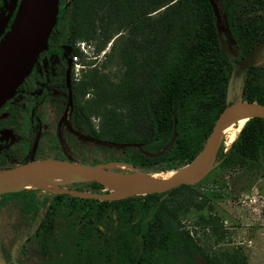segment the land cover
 <instances>
[{
	"label": "trees",
	"instance_id": "1",
	"mask_svg": "<svg viewBox=\"0 0 264 264\" xmlns=\"http://www.w3.org/2000/svg\"><path fill=\"white\" fill-rule=\"evenodd\" d=\"M216 2L218 17L209 0H60L56 17L63 22L70 15L73 40L82 36L95 40L99 51L117 34L109 55L119 58L118 78L109 81L108 86L102 85L96 66L77 78L73 95L75 127L97 138L139 144L150 152L161 149L175 130L171 144L158 155L144 154L135 146L106 147L85 140L86 148L93 152L90 160L85 157V162L121 160L150 173H166L192 160L225 105L231 69L264 40V0ZM247 9L252 12L246 13ZM62 22L54 23L47 39L63 33L67 27ZM219 23L226 30L219 29ZM123 30L126 32L122 33ZM257 74L255 64L242 70L240 95L242 99L264 103V83L256 80ZM88 92L107 100L102 102L105 116L96 127L90 119V104L85 97ZM217 158L228 165L260 162L264 169V117L246 118L226 149L220 143ZM73 182L84 188H69L79 191L110 190L97 180ZM194 185L181 183L165 191L112 199L69 193L57 197L72 200L75 210L85 201H97V208L107 215L137 216L138 224H150L151 229L140 230L153 232L152 237L138 240L137 248H168L170 259L181 254L188 258V250L192 249L207 264H248L242 252L239 256L236 252L225 257L209 255L181 224L186 205L198 209L204 206ZM220 220L218 215L198 213L192 225L212 227ZM68 230H73L77 237L72 246L80 248L82 227L73 225ZM179 249L182 253L178 254Z\"/></svg>",
	"mask_w": 264,
	"mask_h": 264
},
{
	"label": "flooded vegetation",
	"instance_id": "2",
	"mask_svg": "<svg viewBox=\"0 0 264 264\" xmlns=\"http://www.w3.org/2000/svg\"><path fill=\"white\" fill-rule=\"evenodd\" d=\"M19 1L0 0V40ZM74 48L66 28L47 39V47L0 105V167L47 157L85 162V140L75 131L83 132L73 121ZM62 186L84 188L75 182ZM65 193L38 186L0 193V264H199L202 255L192 249L188 258L170 259L168 248H137L138 240L152 237L153 232L140 230L151 229L150 224H138L137 216L107 215L97 201L75 210L72 200L58 199ZM73 225L83 230L80 248L72 246L77 237L68 229Z\"/></svg>",
	"mask_w": 264,
	"mask_h": 264
},
{
	"label": "water",
	"instance_id": "3",
	"mask_svg": "<svg viewBox=\"0 0 264 264\" xmlns=\"http://www.w3.org/2000/svg\"><path fill=\"white\" fill-rule=\"evenodd\" d=\"M209 2L214 14L218 17L219 7L216 0H209ZM57 10L58 0L19 1L13 21L8 31L0 40V105L12 95L17 85L29 72L37 54L47 47V37L55 23ZM218 28L225 29L221 23L218 24ZM229 41L233 43L231 37H229ZM263 49L264 40H261L235 63L227 80L224 107L218 113L209 134L192 160L181 167L174 168L179 169V173L170 176L155 175L121 160L87 163L64 158L47 157L0 167V193L21 189L26 180L44 178L47 172L79 176L59 182L45 180L47 185L53 186L56 191H65L82 197L103 199L160 192L181 183L193 184L197 182L219 162L217 151L221 143L222 129L227 121L239 118L240 116L245 117V119L251 116L264 117V103L242 99L240 95L242 70L248 65L253 64ZM237 77L239 78V87L237 95L234 96ZM75 132L81 139L101 146L115 148L135 146L147 155L160 154L171 144L175 135L173 128L169 140L162 148L158 151L150 152L139 144L114 142L81 132ZM110 164H122L124 167H117L118 165L112 166ZM124 168H128V170H123ZM84 180H97L110 190L100 193L79 191L62 186L73 181ZM38 187L43 186L40 185ZM198 262L199 264H207L202 257L199 258Z\"/></svg>",
	"mask_w": 264,
	"mask_h": 264
},
{
	"label": "rangeland",
	"instance_id": "4",
	"mask_svg": "<svg viewBox=\"0 0 264 264\" xmlns=\"http://www.w3.org/2000/svg\"><path fill=\"white\" fill-rule=\"evenodd\" d=\"M247 10L249 11L246 13L252 12L250 9ZM64 22L67 27V33L71 34L72 31L69 25L70 15L67 14ZM125 32L126 30L122 31V33ZM116 37L117 34H114L99 51H96L95 40L85 38V36L76 38L74 43L83 41L88 46L85 55H79L80 61L83 62V67L77 71L75 77L79 78L89 67L96 66L102 77L100 82L102 85L108 86L109 81H116L120 73V65L118 64L119 58L117 59L115 55L110 56V50L113 52L111 43ZM253 64H255L258 69L256 80L260 83H264V49ZM235 86L234 96L237 95L239 87L238 77L236 78ZM104 94L106 95L107 92H104ZM97 95H94L92 92H88L85 95L90 104V119L95 127L99 125L105 116L102 102L107 101ZM241 118L243 120L242 123H240ZM244 119L245 117L241 116L239 118H233L224 125L221 136V143L224 149H226L234 139ZM76 153H81V150H76ZM92 154L93 152L91 153L85 147V157L89 159L93 156ZM110 165L124 167L122 164ZM152 173L155 175H166L167 172ZM193 184H195L194 189L201 195L199 200L201 201L204 199V206L198 209L190 204L186 205V211L183 210L184 213L182 212L183 217L181 219V224L191 231L200 247L209 255L217 254L220 257L231 255L232 252H236L239 256L242 252L248 264H264V231H262V234H257L254 238L251 237L250 241H248L247 237L241 232L244 227L253 223L252 220L245 221L243 218L241 219V213L251 209L252 204L249 203L254 202L256 211L259 213L261 221L264 223V169H262L261 163L255 162V164L252 165H228L220 160L211 171ZM31 186L32 185L25 184L22 188ZM43 187L41 188L48 191H56L51 185ZM252 197L255 198V201L250 200ZM207 205H211V208H208ZM236 211L237 213L239 212L238 218L236 217ZM198 213H203L204 215H218L221 220L219 224L212 225V227H202L199 224H195L193 227V219L198 216ZM227 213L229 216L232 215L230 218L232 221L229 220L224 222L222 217ZM235 217L237 218L236 220H234ZM256 222H259V220ZM233 226H235V228H233ZM257 229L258 228H256L255 231ZM233 230H235V232ZM242 237L244 239H242Z\"/></svg>",
	"mask_w": 264,
	"mask_h": 264
},
{
	"label": "crops",
	"instance_id": "5",
	"mask_svg": "<svg viewBox=\"0 0 264 264\" xmlns=\"http://www.w3.org/2000/svg\"><path fill=\"white\" fill-rule=\"evenodd\" d=\"M251 201H255V198L252 197L250 198ZM249 204H252L251 205V209H249L248 211H243L241 214V219L243 218V220L247 221V220H252L253 223L249 224L248 226L244 227L242 229V234L244 236L247 237V240L250 241L251 237L254 238L255 236H257V234H262L264 231V223L261 221V217L259 215V213L256 211V207L254 206V202L253 203H249ZM237 213V211H236ZM232 217V215L229 216V214H225L224 217H222L223 221L224 222H227V221H232L230 218ZM236 217L238 218L239 217V212L236 214ZM235 217L234 220H236L237 218ZM259 222H256L258 221ZM255 225H256V228H258L256 231H255ZM258 226V227H257ZM233 228H235V226H233ZM261 228V229H260ZM235 232V230H233ZM242 239H244L242 237ZM249 250V249H248Z\"/></svg>",
	"mask_w": 264,
	"mask_h": 264
},
{
	"label": "bare ground",
	"instance_id": "6",
	"mask_svg": "<svg viewBox=\"0 0 264 264\" xmlns=\"http://www.w3.org/2000/svg\"><path fill=\"white\" fill-rule=\"evenodd\" d=\"M245 120V119H244ZM242 118L240 119V123H242ZM180 170H171L169 172L166 173V175H163V174H160L162 176H170V175H175L177 173H179ZM76 177H79L77 175H70V174H66V173H61V174H58V173H49L47 172V174L45 175L44 178H31V179H28L26 180L23 184H29V185H32V186H46L47 183L45 180H50V181H54V182H59V181H62V180H66V179H74ZM44 179V180H43Z\"/></svg>",
	"mask_w": 264,
	"mask_h": 264
},
{
	"label": "built area",
	"instance_id": "7",
	"mask_svg": "<svg viewBox=\"0 0 264 264\" xmlns=\"http://www.w3.org/2000/svg\"><path fill=\"white\" fill-rule=\"evenodd\" d=\"M76 52L72 53L71 59L73 61V70L75 74H77V71L80 70L81 67H83V62L80 61L79 55L86 53L87 46L83 41H77L74 43Z\"/></svg>",
	"mask_w": 264,
	"mask_h": 264
}]
</instances>
